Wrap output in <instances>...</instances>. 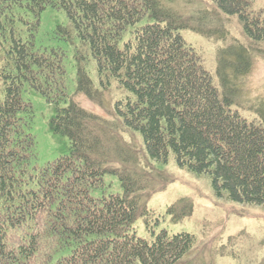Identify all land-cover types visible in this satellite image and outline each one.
Returning <instances> with one entry per match:
<instances>
[{"label": "trees", "instance_id": "16d2710c", "mask_svg": "<svg viewBox=\"0 0 264 264\" xmlns=\"http://www.w3.org/2000/svg\"><path fill=\"white\" fill-rule=\"evenodd\" d=\"M178 1L0 0V36L9 43L0 99V264H199L190 259L196 236L160 228L148 207L170 181L151 163H167L171 153L179 166L209 174L219 196L264 206V100H239L255 59L264 57V11L254 0ZM49 6L68 16L63 37L74 32L96 61L100 87L82 52L77 79L100 112L68 94L63 50L36 45ZM16 10L32 15L18 17L24 37ZM222 16H237L243 40L225 42L231 29ZM184 29L219 42L222 92ZM112 80L124 92L118 97ZM25 85L55 103L53 130L70 143L68 154L40 167ZM107 174L119 177L123 193L94 197ZM192 210L181 198L167 212L177 222ZM140 218L151 241L137 235Z\"/></svg>", "mask_w": 264, "mask_h": 264}, {"label": "rangeland", "instance_id": "374dc122", "mask_svg": "<svg viewBox=\"0 0 264 264\" xmlns=\"http://www.w3.org/2000/svg\"><path fill=\"white\" fill-rule=\"evenodd\" d=\"M211 0H193L197 6H212ZM178 3L188 5L189 2L179 0ZM190 4V3H189ZM254 7L264 11V0H254ZM188 14L186 10L180 9ZM18 19L21 14L24 20H30L29 12L16 10ZM229 23L230 35L225 42L243 40L242 27L237 16H222ZM16 19V20H17ZM150 21L146 17L140 24ZM17 33L21 36L27 34L26 24L17 20ZM59 27H70L66 12L62 9L47 7L40 16V25L35 34L36 45L41 50L61 48L65 53L64 64L67 72L66 90L68 94L86 108L101 111L86 96L78 90L77 57L82 52L86 56L87 72L96 86L100 87L97 64L91 55L88 46L83 45L74 32L70 39L64 38ZM186 42L201 53L203 65L213 76L214 84L221 90L217 75V47L219 42L208 39L190 29L181 30ZM9 43L0 36V99L4 96V69L8 64L6 47ZM264 49V47H263ZM246 88L241 103L247 100H264V57L255 59L251 73L246 77ZM112 92L117 96L124 93L118 89V83L112 80ZM22 96L33 106L31 132L36 139L35 165L44 166L70 152V143L66 136L55 133L52 119L56 115L57 107L39 91L25 85ZM109 99V98H108ZM108 101V100H107ZM65 106L66 103L62 102ZM247 115L245 110H241ZM144 163L150 165L147 160ZM154 165V166H153ZM152 167L169 182L157 190L148 201V207L160 219V228H166L170 233L187 232L194 234L197 243L191 254V260L199 264H264V206L250 203H240L219 196L209 174H197L177 164L175 155L171 153L167 163L153 161ZM105 185L91 191L94 197L109 195L110 193H123V186L118 176L107 174ZM181 198H189L193 210L189 216L180 221H173L168 207ZM136 231L139 237L152 240L153 234L140 218L136 222Z\"/></svg>", "mask_w": 264, "mask_h": 264}]
</instances>
